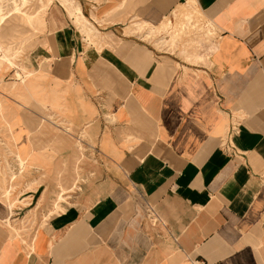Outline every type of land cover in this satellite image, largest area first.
Instances as JSON below:
<instances>
[{"label": "crops", "instance_id": "crops-1", "mask_svg": "<svg viewBox=\"0 0 264 264\" xmlns=\"http://www.w3.org/2000/svg\"><path fill=\"white\" fill-rule=\"evenodd\" d=\"M79 1L1 27L0 264H264V0Z\"/></svg>", "mask_w": 264, "mask_h": 264}, {"label": "rangeland", "instance_id": "rangeland-1", "mask_svg": "<svg viewBox=\"0 0 264 264\" xmlns=\"http://www.w3.org/2000/svg\"><path fill=\"white\" fill-rule=\"evenodd\" d=\"M59 3H62L65 8L68 10L70 15L74 16L75 10L77 7L78 12L81 14V8H80V1L79 0H0V31L2 36V30L1 27L8 26L9 23L16 24L18 26V29L20 26H36V31H40L41 28L38 29V27L43 26L44 21L46 20V14L50 7L56 6ZM82 16V14L80 15ZM79 20V16H76ZM3 20V21H2ZM30 23V24H29ZM188 24V23H186ZM15 26V25H14ZM3 27V28H4ZM17 28L12 29L13 32H21V31H32L28 29H19ZM34 31V30H33ZM148 35L153 36V32H148ZM173 39H176V35H173ZM1 49L3 50V57H0V67L2 63L5 65V67L12 66L14 63H17L16 60H9L11 57L17 58L20 57L21 54L24 53V50L22 48L15 51V53L10 50L6 49V47L2 46L0 44ZM6 67V68H7ZM10 146V145H9ZM3 152V153H2ZM2 155H0V195L5 196L6 199H8L10 202H18L19 197L22 194V192L25 191L27 187L23 186V182L26 179L25 174V168L26 165L25 159L21 157V160L18 161V165L21 166V170L23 172L17 173V171L14 168V165H17L14 158L11 156V151L9 154H6L2 150ZM28 189V188H27ZM27 201H24V204H26ZM57 207H59V204H57ZM33 208V207H32ZM31 215V214H30ZM31 218V216H30ZM29 217H27L24 221H19V223H22V226H24L27 222V220H30ZM13 228L16 230L18 229L16 226L13 225Z\"/></svg>", "mask_w": 264, "mask_h": 264}, {"label": "built area", "instance_id": "built-area-1", "mask_svg": "<svg viewBox=\"0 0 264 264\" xmlns=\"http://www.w3.org/2000/svg\"><path fill=\"white\" fill-rule=\"evenodd\" d=\"M2 55V50L0 49V56Z\"/></svg>", "mask_w": 264, "mask_h": 264}, {"label": "bare ground", "instance_id": "bare-ground-1", "mask_svg": "<svg viewBox=\"0 0 264 264\" xmlns=\"http://www.w3.org/2000/svg\"><path fill=\"white\" fill-rule=\"evenodd\" d=\"M3 21V20H2ZM1 61H2V59H1ZM1 61H0V64H1Z\"/></svg>", "mask_w": 264, "mask_h": 264}]
</instances>
